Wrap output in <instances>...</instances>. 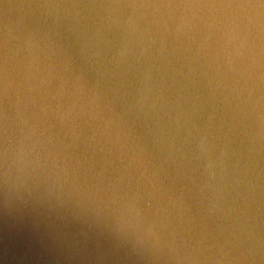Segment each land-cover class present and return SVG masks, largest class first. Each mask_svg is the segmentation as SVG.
<instances>
[{
	"label": "water",
	"instance_id": "95a60500",
	"mask_svg": "<svg viewBox=\"0 0 264 264\" xmlns=\"http://www.w3.org/2000/svg\"><path fill=\"white\" fill-rule=\"evenodd\" d=\"M0 264H264V0H0Z\"/></svg>",
	"mask_w": 264,
	"mask_h": 264
}]
</instances>
